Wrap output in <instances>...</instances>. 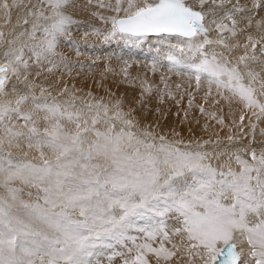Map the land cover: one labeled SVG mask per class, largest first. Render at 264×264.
<instances>
[{
    "label": "snow or ice",
    "instance_id": "1",
    "mask_svg": "<svg viewBox=\"0 0 264 264\" xmlns=\"http://www.w3.org/2000/svg\"><path fill=\"white\" fill-rule=\"evenodd\" d=\"M74 3L38 0L39 6L32 5L35 11L29 12L34 19L23 20L31 23V30L12 39L0 32V47L5 48L0 96L12 97L0 102V264H92L99 247L125 240L133 242L135 255L124 264H149V253L157 261H169L179 250L165 246L169 219L181 225L174 232L188 241L186 254L201 257L203 264H264V151L231 152L225 166L214 167L209 152L182 149L179 142L148 129L141 132L132 116L135 109L125 112L119 101L110 106L74 92L63 102L50 101L51 94L42 87L36 94L30 68L58 66L53 60L58 39L70 38V26L77 22L64 9ZM97 3L115 13L93 14L110 24L103 30L106 42L119 38L139 43L156 35L163 44L169 37L180 38L168 46L165 59L171 65H184L197 86L205 78L245 107L258 109L253 112L257 119L264 116V102L258 99V94L264 96V34L255 39L248 32L264 0ZM255 23L264 33V16ZM94 31L102 34L101 29ZM241 33L244 43L236 39ZM25 35L32 43L20 41ZM210 45L222 50L209 51ZM237 49L243 52L233 63L229 57ZM68 91L65 86L61 95ZM144 91L151 92V86ZM13 147L37 151L40 162H14L6 151ZM17 181L42 195L35 201L22 199ZM130 229L143 233L144 242L136 243ZM157 238L160 244L154 247L151 241Z\"/></svg>",
    "mask_w": 264,
    "mask_h": 264
},
{
    "label": "bare ground",
    "instance_id": "2",
    "mask_svg": "<svg viewBox=\"0 0 264 264\" xmlns=\"http://www.w3.org/2000/svg\"><path fill=\"white\" fill-rule=\"evenodd\" d=\"M104 2L107 3L108 0H104ZM114 2L115 0H112L113 4ZM5 3L9 5L8 8L3 7ZM25 5H27V7H25ZM32 5L39 6L38 0H0V32L4 34V37H6L7 39H12L26 29L31 30V23L24 24L23 20L28 19L29 21H31L34 19V17L29 15L30 11H35V8H33ZM124 6H126V4ZM64 11L72 15L77 22L70 26V38L68 36H63L58 39V46L56 48L57 55L53 57L54 62L58 66L53 67L51 64L38 66L33 64L30 68L29 79L33 80L37 85V87L35 88V92L38 96L40 95L41 87L46 89V94H51L50 96H48V99L50 101L55 99L61 102L67 100L73 92L77 97L81 99H88L93 101L101 99V92L105 93L107 91L108 93L114 95L122 94L121 84L120 82H116L115 80L116 75L122 72H119V69L116 70L114 65L116 63H114V61L111 62L116 56H114V58L112 56L113 54L121 55L124 52L126 54V52L129 53L130 51H133L129 53V56L125 55L126 59L130 60L131 58H138L140 59V61H138L140 63L134 65L128 63L130 61H126V63L130 65L128 66L126 64H123L128 67V71L125 73L126 78H124V80H126L124 81L126 82L124 91H130L131 100L135 101L133 97L134 89L132 87L131 90H129V86L135 84V82L138 80V78H141V76L147 74L150 75L152 78L150 82L151 92L144 91V88L147 87L144 81L139 83V87L146 97L152 99L153 107L157 108V110L151 111V115L147 114L145 116H141L135 112H132V116L136 118L135 120L139 121V123H142L146 122V119L148 118L152 119L153 121L150 122L151 128H157V122L160 123L161 125H163V134L168 133L169 135H173V138H170L169 140L179 142L180 146L186 145L183 146L184 149L194 148V151L209 152L213 158L208 162L211 163L214 167H223L226 165L229 158L225 160V158L220 157V155H227L238 150H234L233 147L235 146L233 145L231 146V148L227 145H222L223 149H221V146L217 144V139H212V137H215V135L216 137H228V135L233 132V129L236 127L235 123L237 119L235 118L238 117H236V114L238 113L237 110L240 107V105H238L239 102L235 100L232 93L223 91V89H217L214 84L209 85L208 81L204 79H201L199 86H197L195 77L191 75L192 73L190 74L185 72V70H187V67H185L184 65H165L170 68H162L160 70L157 69L159 65L158 61H163L165 59L169 44H176L180 38L169 37L168 40H166L162 44L160 43L162 39L160 36L149 35L151 36L149 37V39L156 40L155 42L150 41L152 44H155H153L154 47L163 46V49L150 50L154 52L155 55L146 54L144 50L142 53L146 54L145 58L142 57L143 55L141 57H134L136 53L135 50L138 49L141 44L131 43L132 45L130 46L128 45L129 43H121V41H118L117 38L110 39L107 42L104 40V34H106V32H103V30L110 28V24H106L103 20H100L93 14L96 12H100L104 16L108 17L114 15L115 13H113L110 9L99 8L97 0H75V3L66 7ZM257 12L258 14L253 18V25L248 29V32L255 39H259L260 36L264 34L256 30L255 23L259 21L261 16H264V9H258ZM46 14L48 13L46 12ZM43 22L44 21L41 20V23ZM94 28L101 29L102 34H96ZM85 33H87V35H85ZM37 35L39 36L41 34L38 33ZM215 36L216 34L215 32H213L210 38L214 39ZM236 39L241 43H244L246 39L245 34L241 33L236 37ZM20 41H27L28 43H32V41L28 40V37L26 35L24 37H21ZM20 41H17L16 46H19ZM117 41L120 43H118ZM206 48L209 51H211L212 49H216L217 51L222 50V48L218 45H210L206 46ZM4 50V47H0L1 59ZM242 52V49H237L233 51L231 57L229 58L234 63L236 58L241 55ZM104 54L107 58L109 54H112V60H109V58H111L109 56L108 59L102 61ZM100 55H102L101 59L99 58ZM120 58L118 60H120ZM116 59L117 57L115 58V60ZM91 63H93V65L90 70V75L94 80L89 77L88 73V69ZM111 63H113V65ZM123 63L125 62L123 61ZM65 64L68 65V68L64 67ZM101 64H103V66ZM123 65L122 67H125ZM253 65L255 67L258 66L257 64ZM48 68H51L52 70L48 71ZM149 68L151 70L147 71V69ZM123 70H126V68ZM99 71H102V73L105 72V74L107 72L106 77L100 76ZM37 72L40 73L39 76L36 75ZM108 80L115 81L109 82ZM65 86H67L69 91L68 93L61 95V91ZM100 86H102L103 88H101ZM9 87H11V84L9 85ZM115 97L117 98L118 96ZM6 99H12V97L0 96V102ZM117 101H106V103L113 105ZM119 102H121V106H127L126 103H129L128 109L130 107L133 108V104L129 99H121ZM79 103L80 100H77L78 105ZM122 108L125 112H128L127 109L123 106ZM201 109H203V111H201ZM40 115H43V113H41ZM251 117L254 116L252 115ZM261 119H264V116H262ZM249 124L251 123L249 122ZM181 132L183 133V135L181 134ZM199 138H211L212 140H208L207 142L210 144H206L204 146L186 144V142L188 143V140H192L191 142L195 143V141H199ZM200 141L198 145L200 144ZM241 149L244 148L241 147ZM248 149H252V147ZM255 151L257 152V154H259L261 151H264V147H258L257 149H255ZM246 155L247 153H244L245 157ZM37 157H39L38 154H32L33 159H37ZM166 223L168 224L169 229V241L165 242L166 247L172 249L173 245L179 246L187 242L186 238H184L182 234H177L174 232L176 226L180 225L176 220H173V222L166 221ZM131 234L130 232L128 233L129 236H132ZM136 238L140 239L139 236ZM129 241L130 240L119 242V247H122V243H124L120 257H124L125 253H128V256L131 253L133 254L135 252V245H129ZM151 243L154 247H158L160 244V238H157L155 241H151ZM182 248H180V250L177 251L176 256L169 261L159 259V264H192L191 258H193L194 261H199L197 256L185 258V255L188 256L186 254L187 248L184 247V249L181 250ZM129 249H132L131 253H129ZM182 254L184 256V261L183 259L180 260L179 258L180 256H182ZM153 258L157 260L155 256ZM186 259L189 261H185ZM117 261L119 262V260ZM94 264H96V262Z\"/></svg>",
    "mask_w": 264,
    "mask_h": 264
},
{
    "label": "rangeland",
    "instance_id": "3",
    "mask_svg": "<svg viewBox=\"0 0 264 264\" xmlns=\"http://www.w3.org/2000/svg\"><path fill=\"white\" fill-rule=\"evenodd\" d=\"M122 14L123 13H121V15ZM153 36H156V35H153ZM149 37H151V36H148V38H145L143 41H141V42L138 43V44H141V45L138 48L139 50L138 49L135 50L136 53H135V56L134 57H141L143 55L142 57L145 58V55L146 54H152V55L154 54V52H152L150 50H152V49L153 50H162L163 49V46H155L156 47L155 48L154 47L155 44L153 43L154 44L153 45L150 41L155 42L156 40L149 39ZM117 39H118V41H121V43L122 42L126 43L122 39H119V38H117ZM118 43H120V42H118ZM135 44H137V43H135ZM128 45L131 46L132 44L129 43ZM144 48H146V49H144ZM147 48H148V50H147ZM143 51L146 54L145 53H142ZM108 52H112V51H108ZM131 52H133V51H130L129 53H131ZM129 53L126 52V54H125V52H124L121 55L113 54V56H112V54H109V56L110 57L112 56L113 58H114V56H116L117 57V59H116L117 61L115 60L116 57L112 60V57L109 58V56H108L109 60H112L111 62L114 61V63H116V64H114L116 70L119 69L118 71L119 72H122V73L116 75V78L117 79L114 77L115 80H116V82H120V84H121L122 94L114 95V94L108 93L107 91H106L107 93L106 92L105 93L101 92V94H102L103 97L101 96V99H98V100H102L103 102H106V101L107 102H112V100L113 101H117L118 99H120V100L121 99H123V100L124 99H129L132 102V104H133V108L135 109V111H134L135 113H137L138 115H141V116H145L147 114L148 115H151L152 114L151 111L157 110V108L153 107V105H152L153 104L152 103V99H150L149 97H146L143 94V92L140 89V87H139V83L142 82V81H144L146 83V86H150V82H151V79H152L150 75L147 74V75L141 76V78H138V80L135 82V84L129 86V90H131L132 87L134 89L133 97H134L135 101H132L131 100L130 91L129 92H125L124 91L125 84H126V82H124V81H126V80H124V78H126V74L125 73L128 71V67L126 65L129 66L130 64H134L135 65V64H139L140 63V62H138V61H140V59H138V58H131L132 59V62H131V59L130 60H127L125 55H128L129 56ZM140 53H141V55H140ZM99 58L101 59L102 58V55H100ZM108 58L104 54L103 55V58H102V61H105V59H108ZM119 58H120V60H118ZM0 59H1V57H0ZM121 59L125 63H123V61ZM126 61H130V62H128L130 64H127ZM158 63H159V65L157 67L158 70H160L162 68L163 69H167V68L169 69L170 67H167V66H173L166 59H164L163 61H158ZM111 64L113 65V63H111ZM121 64L122 65L123 64H126V65H123L125 67H122ZM253 64H255V63H253ZM253 64H251L250 66L252 68L256 69L257 71H259V66L255 67ZM92 65H93V63L90 64V67L88 69L89 77L91 79H92V77L90 75V70H91ZM101 65L103 66V64H101ZM165 65H167V66H165ZM118 66H119V68H118ZM125 68H126V70H123ZM100 70H103V69H100ZM148 70H151V69L149 68V69H147V71ZM108 71H109V69H108ZM185 72L190 73V74L192 73L191 70H189L188 68H187V70H185ZM99 73H100V76L106 77L107 72L105 74V72L102 73V71H99ZM191 75L193 77H195L193 75V73ZM96 76H97V74H96ZM202 79H204V80L207 81V79H205V78H202ZM92 80H94V79H92ZM115 80H108V81L109 82H114ZM245 82H247V80ZM108 85H110V84H108ZM100 87L103 88L102 86H100ZM223 91L229 92L226 89H223ZM229 93H231V92H229ZM115 96H118L119 98L118 97L116 98ZM233 97L235 98V100L237 102H239L238 105H240V107H239L240 110L238 109L237 110L238 113L236 114V117L237 116L238 117L235 118V119H237V121L235 123V125H236L237 128L234 126L235 128L233 129V132H232L234 134L231 133L230 135H228V137L227 136H225V137L224 136H217L216 137V135H215V137L213 136L212 139H214V138L217 139V144L221 146V149H223V146H226V145L228 147H230V148H231L232 145L235 146V147H233L234 150L235 149L240 150L241 147L242 148H251L252 147V149H254V150L257 149L258 147H261V146L264 147V119H261V117L259 119H257L255 116L254 117H251L253 115V112H258V109L245 107L244 102L240 101L238 97H235V96H233ZM258 99H260V101L262 102L263 99H264V96H260L258 94ZM120 100H118V101H120ZM126 104H127V106H124V105H122V106L124 108H126L128 112H129V110L133 109L132 107H130L128 109L129 103H126ZM241 105H242V107H241ZM241 116L244 117L243 121H241ZM133 118L136 119L135 117H133ZM162 119H164V118H162ZM151 121H153V120L148 118V119H146V122H142V123L140 122L139 125H138L140 127V131L142 132L144 129H148L150 131L155 132L158 135H165L168 139L173 138V135H169L168 133L163 134V125H161L158 122H157L158 127L155 128V129H152L151 128V125H150V122ZM249 122L251 124H249ZM18 123L21 124V123H23V121L22 120L21 121H18ZM142 128H144V129H142ZM181 134L183 135L182 132H181ZM226 137L227 138L232 137V139L229 140ZM204 139L199 138V141L201 140L199 145H198L199 141H195V143H193V142H191L192 140H188L187 139L188 140V143L186 142V144L195 145V146L196 145L197 146H204L206 144L207 145L210 144L207 141L210 140L211 138H208V139H205V140ZM183 146H186V145H181V146L179 145V147H181L182 149H184ZM186 149H188V150H192L193 149V151L195 150L194 148H186ZM6 151H10L12 153V156L14 158V162L16 160H31V161L37 162V163L40 162V156L37 157V159H33L32 158V154L33 153L38 154V152L35 151V150H33V149H28L27 147H25L22 151L20 149L14 148V147L11 148V149H7L6 148ZM44 151L49 156L52 155V153L48 149H44ZM227 155L221 154L220 157H224L225 160H226L227 158H229V154H227ZM249 157L250 156H248V154H247L245 158L250 159ZM218 160H220V159H218ZM101 163H103V161H101ZM232 166L237 171H239L240 166L238 164H236L234 161L232 162ZM15 186L16 187H20V188L23 189L22 199H24V200H27V201H35L38 198V196L42 195V193H40L37 188L32 187V186H29V185H24V184L20 183L19 181L16 182V185ZM3 193H4V189L3 188H0V194H3ZM74 215H78V213H74ZM173 220H175V219H169V220H167V222H173ZM138 224L143 225L144 224V221H138ZM179 227H181V225L176 226V228H179ZM133 230L134 229H130L129 230L130 234L131 233H134V234H131L133 237H138L139 236L140 239H137L136 240L137 243H143L144 240H145L144 234L143 233H140L137 230H136L137 231V233H136V231L135 230L133 231ZM187 242H185L186 244L184 243L183 245H179L178 246L179 250L182 247L183 248L181 250H183L184 247L187 248V246H188L187 245L188 244ZM128 243L131 246L134 245L131 240ZM122 245L124 246V243H122ZM185 245H187V246H185ZM123 246L122 247H119V242H112V247H110V248L109 247H103V246L99 247L97 249V253L98 254L90 258L92 260V264H94L95 262H96V264H124V260L125 259H131L135 255V252L133 254L131 253L128 256H127L128 253H125V256H127V257H125V256L124 257H122V256L120 257V254L122 253ZM240 246L241 245L239 244L238 247H240ZM245 247H246V245H245ZM203 255H204L203 250H201V256H203ZM153 257H154V255H152L151 253L147 254V258L149 260V264H159V262L156 259H154ZM187 257H189V256H186L185 255V258H187ZM179 258H180V260L183 259L184 258L183 254ZM113 260H114L115 263L113 262ZM117 260H119V262ZM191 260H192V264H203V260H202L201 257H198V260L199 261H196V260L194 261L193 258H191ZM183 261H184V259H183ZM185 261H189V260L186 259Z\"/></svg>",
    "mask_w": 264,
    "mask_h": 264
},
{
    "label": "water",
    "instance_id": "4",
    "mask_svg": "<svg viewBox=\"0 0 264 264\" xmlns=\"http://www.w3.org/2000/svg\"><path fill=\"white\" fill-rule=\"evenodd\" d=\"M262 102H264V101H262ZM225 251H226V248H225ZM222 259V258H221ZM218 264H219V261H218Z\"/></svg>",
    "mask_w": 264,
    "mask_h": 264
}]
</instances>
